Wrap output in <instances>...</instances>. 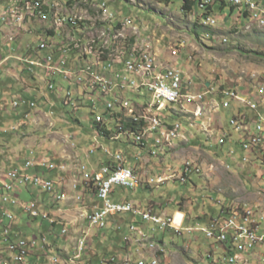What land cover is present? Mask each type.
<instances>
[{"label":"rangeland","instance_id":"1","mask_svg":"<svg viewBox=\"0 0 264 264\" xmlns=\"http://www.w3.org/2000/svg\"><path fill=\"white\" fill-rule=\"evenodd\" d=\"M126 1H129L130 4L126 3ZM126 1L116 0L113 7L124 15L132 17L137 21L139 26L147 27L148 34L154 37V39L152 37L149 38L152 42L151 46L149 42L141 38L140 29L134 31L132 29L130 30V28H126L125 31L118 35V38L121 40H125L127 37L126 40L135 39L137 43L132 46L133 48L130 47L131 50L138 49L137 51H152L151 47H153L156 53H159L160 51L158 56L159 61L164 62L169 60L171 61L169 64L170 66L181 67L186 78L190 79V81H194L201 92H211L208 96L211 101L215 100L220 104V91L226 88H237L244 94H248L249 92L251 94L255 86L259 83L264 84V30H260L264 28H260L257 24H254L250 30L249 27L253 25V22L244 19L238 20L231 18L232 16H230L231 11L229 6H227L225 10H221L220 5L217 4L214 8V15L218 17L219 24L213 27L215 28V30L212 31L213 35L209 30H199V35L197 37L189 31L194 22L192 18L186 17L181 12V0H171L170 3L157 2L156 0ZM75 7L76 5L74 8ZM78 7L79 5L75 9ZM82 9L83 8L80 9V12ZM77 15L80 16V14ZM235 15L237 14L235 13L234 16ZM221 18L228 19L227 23L222 21ZM45 20H47V18ZM28 24L30 26V23ZM44 24L45 23H43V25ZM29 26L25 25L28 29ZM31 27L34 34L37 33L36 29H40L39 22L38 24L33 23ZM233 28H236L239 31L237 30L238 32L234 34L228 32ZM42 32L43 31L40 29L38 34H42ZM86 33H88L86 34V39L82 38L81 40L85 44L88 43V45L82 47L85 48L94 45L100 50V47L96 46L98 44L94 41L97 37L96 31L87 30ZM134 35H136L138 40ZM40 36L41 35H38V37ZM8 37L9 30L5 29L4 26H0V56H2V58H5L6 56H11L13 58L10 61L9 69L4 68L3 70L2 75L6 78L10 77V74H8L10 69L17 70L20 68V71H23V65L17 59L20 56V50H16L11 54L5 53L8 51L4 46L9 41ZM29 38L31 41L30 44H33L34 48L37 49L40 43L39 39L35 37ZM126 40L123 42H126ZM226 40L227 42H225ZM66 42L67 36L65 43ZM107 45L108 44L106 43L104 46H101L108 47ZM180 45H183V47L179 48ZM61 46H63V48L65 47L64 44H61ZM63 48L59 47V50H62ZM117 48L116 45L113 50L117 51ZM172 49H179V55L172 56ZM99 50L94 53L97 56L95 59L98 62L101 54ZM119 52L120 51L114 52V54H110L109 57L111 56L112 58H115ZM57 54L64 55V60L66 59L64 52L57 51ZM152 54L159 69L166 70L168 68H175L159 64L153 51ZM80 58L82 57L78 56L77 59L73 60L78 62L81 60ZM182 70L180 71L183 75ZM13 73L15 74V72ZM21 76L27 82L24 83L21 77H19L18 80H13L10 87H13L15 91L11 94V97L19 95L20 93L25 95L24 90L19 92L22 86L25 87L28 84H32V80L26 71H23ZM6 81L7 80H5V82ZM63 85L68 86L65 82ZM208 85L214 91L209 89ZM57 86H59V84H57ZM4 88L5 86L0 85L1 91H3ZM29 89L31 88L29 87ZM126 91L127 93L125 94ZM124 95L127 99L128 89L124 91ZM26 96L32 98L34 95L28 93ZM131 99L134 102H138L139 100L135 96H132ZM143 103L146 104V102ZM173 106L177 107V105H170L164 108L162 113H170V107ZM208 106L210 107L209 103L203 104V116L201 117L196 116L195 113H189L188 115L175 114L173 119H167L168 125H171L177 120H182L187 126L192 127H188L186 137H182L180 140L174 142L173 145L179 143L177 147L171 145L170 149H167V154H165L162 159H154L151 164L152 172L154 174H159L153 176L154 178L163 175L169 176L176 171H178L176 175L179 177L180 173H183V169L185 170L186 165L189 162L192 164L191 169H200L199 173L196 170L190 173L192 175L186 182H182L179 179H173V181L171 180V182L166 183L159 188H145L146 190L140 188L137 191L118 188L116 194H113L114 198L112 195V200L120 201L129 198V200L133 202H154L157 205H164V209L168 213H174L176 210L187 212L191 210L192 212H196L198 217H202L201 215L207 211L208 219L209 217L219 215L221 209H228V212L233 211L238 207H254V209H257V215L259 214L260 217L263 216L264 161L261 159L255 160L250 154L245 153L246 151H242L241 148L235 146V143H232L233 141L239 143V141H237L239 138V132H235L234 127L231 125V119L235 113L234 108L222 109L217 112L216 108L213 109L215 103H212V109ZM57 108L60 110L58 111V115H55L51 119L42 114L41 116L35 115L33 110H31L29 116L26 117H24V114H21L22 110H19L18 113L7 111L10 118L6 119V121L2 120L0 122V129L8 131L3 136H0V151L1 154H3L0 156V174L4 171H9L10 169L8 166L9 164H12V162L15 163V165H22L29 158L31 151H34L35 154L33 157L39 159V161L50 159L55 161L57 165H63L66 167L65 171H55L54 173H47V175L57 183L56 194L64 192L65 194H61L63 197L62 200H66L67 197H69V200L59 203L54 200L55 195H53L54 202H50L51 205L45 208L43 206V199H47L51 195L40 194V197H37L36 194L35 199L38 202L41 211L43 207V209L51 215V218L64 223L66 234L63 236L60 227L50 228L46 223L44 224L46 229L43 232L40 231V228H36L35 233L37 235H44L43 233H45L48 236L47 239L48 242H50L51 247L44 248L45 251L48 249H51L52 251L57 250L56 254H48L46 255L47 257L53 258L59 256L63 264H69L68 262L73 257L74 252L73 254H69L65 249L60 250V242L58 241L62 236L64 240L70 241L69 235H72V229L70 226L66 225L69 220L67 215L70 214L74 218L81 217L84 210H89L87 202H90L93 197L96 196L94 190L86 193L88 188L84 185L82 175L78 170L79 164L83 163L90 170L96 168L105 158L108 157L104 153V148L109 149L113 154H117V152L121 150L122 153L124 152L125 155L129 157L130 161L132 160L131 155H135L138 151L133 146L131 147L127 144L112 142L102 137L98 138L95 134L96 132L94 133V130L88 126V124H90V114L86 113V108H82L77 114L81 117L83 123L82 126L74 123L69 116L63 118L60 116L61 111H67L63 109L61 104H57ZM196 111L197 107H191V112ZM210 113H212V116ZM213 116H217L214 125L211 124L215 118ZM209 119H211V121H209ZM182 121L180 122L183 123ZM209 124H211V127H208L209 130H204ZM13 125H18V127L14 131H11L10 126ZM127 129L128 131L131 130V128ZM214 130L216 133L220 132V135L216 136ZM217 130H219V132ZM232 133L235 134V140L233 136H231V138L226 137ZM221 137H226V143L220 146L219 140ZM122 139H124V136ZM134 139V135L128 137V140L130 141H134ZM72 143L76 145L75 148L72 146ZM99 146H102L103 149H98L94 153L87 155L88 151ZM245 158L248 161H245ZM5 166L8 168H5ZM137 168L140 172L142 171L139 166H137ZM76 183L78 184V189L74 191ZM35 191L36 189L33 192ZM80 194L82 195V200L78 202L76 198ZM21 196L24 199V202L33 200L32 196L27 192H23ZM229 208L233 210H230ZM12 209L13 208H11L12 213L14 215L17 214V216L22 212L20 208ZM71 210L73 211L71 212ZM156 211L157 213L160 212L159 210ZM218 211L219 213L217 214ZM187 215L188 222L186 223V226H193L194 219L203 222L204 224L208 221L207 217L205 220L200 221V219L194 218L192 213ZM257 215L256 217H258ZM127 216H129L130 220L135 215L126 214L124 217ZM27 220L31 221L32 224L34 222H42L41 220H33L28 217ZM138 220L140 223L147 224L142 221L140 217ZM79 221L81 222L82 220ZM84 221L83 218V222ZM6 225L7 221L3 224L0 222V235ZM137 226L141 227L140 225ZM186 226L181 235L177 234L174 230L155 233L158 237L155 238L156 244H159L166 251V253L162 255V264L229 263L227 262L228 259L226 257L228 256L229 258L228 254H223V251L219 248H215V251L211 249L212 242L214 241L208 239L204 233H188L185 230ZM84 228L85 227L83 226L82 230ZM88 232H91V235H96V233L92 230L90 231V229H88ZM130 234L131 232L127 227L126 229H123L121 235ZM49 235H51L50 239ZM160 235H163L165 240L164 243H159ZM56 236L59 237L56 238ZM63 239L60 241L63 242ZM66 241H64L65 245H69V249L72 251L75 245L73 246L70 242ZM75 241L76 245H78L79 238L77 237ZM99 244L104 246L101 243V240L99 241ZM126 244V246H131L130 242H126ZM39 251L41 252V248ZM37 253L38 252L36 251V254ZM210 255L211 257H209ZM85 258L88 259L89 255ZM215 260H217L218 263H215ZM40 264H44V261Z\"/></svg>","mask_w":264,"mask_h":264},{"label":"built area","instance_id":"2","mask_svg":"<svg viewBox=\"0 0 264 264\" xmlns=\"http://www.w3.org/2000/svg\"><path fill=\"white\" fill-rule=\"evenodd\" d=\"M231 2H239V10H234L231 18L244 19L250 22H264V0H212V7H203L202 0H199L198 3L202 17L218 22V17L214 15L216 4L231 7ZM103 4L107 3L104 2ZM112 11L115 14V19L120 18L118 12ZM235 13L237 15L234 16ZM221 19L227 21L225 18ZM67 21L75 27L79 20L67 18ZM57 47H61V41L42 42L38 51L39 53L35 57L18 59L27 66L40 83L44 84L53 93L57 92L58 88L60 89V86H57V80L67 83L68 86L63 88L65 94L59 96V98L64 105L75 112L86 108L90 114L91 126H105L106 124L108 132L115 133L117 132V126L108 125V118L110 116L120 115V125L121 118L138 117V124L135 127L136 133H139V140H128L129 132L124 134V139L132 142L135 146L149 148L148 154L150 155L151 146L157 142L166 143V136L168 135L167 119H173V115L196 113L202 116V106L204 103H211V106L212 103H215V107H213L217 109L216 111L219 109H230L234 106L236 108V117L232 118L231 125L235 131L239 132L237 140L239 143L235 141L232 143H235L242 151H246L245 153L250 154L255 160L261 159L264 161L263 83L255 86L251 94L250 92L244 94L237 88L223 89L220 91L221 103L219 104L217 101L209 99L208 96L211 92L203 93L197 85L186 81L184 74L171 75L170 72H166L164 69H158V71L148 69V81H139L138 76L134 72L125 71L124 69H114L112 63L93 62L86 63V66H79L78 63H65L64 55L57 54ZM117 49L122 50L124 53V45ZM177 54V50L172 51V56H177ZM2 65L3 63H0V71ZM121 87H128L127 99H120ZM171 90H178V97H171ZM42 95L46 98L44 92ZM132 96L137 97L139 99L138 102H134L131 99ZM189 98H196V105H189ZM17 99H21V106L18 109L24 105H30L33 108L37 106L34 102L28 104L22 97H18ZM168 100H177V107H170V113H161V106H168ZM44 101L51 104L47 99H44ZM143 102H150L151 110H143ZM2 106L0 103V107ZM193 106L197 107L196 112H191V107ZM153 110H160L162 125L152 124L151 112ZM177 123L181 129V137H186L185 132L188 129L186 124ZM101 134L100 129V133L97 135ZM219 143H225L224 137L220 138ZM168 145L170 149V143ZM152 157L159 158L160 156ZM114 160V165H104L100 171L86 174V180L94 183L97 189L96 195L102 203V206L91 214L94 227L102 230L107 227V220L110 217L120 214H133L140 217L142 221L151 223L152 231H156L157 229H175L178 234H181L183 230L182 225L177 226L174 217L162 216L155 213L152 208L143 209L131 202H114L111 199L114 187L132 191L146 186L158 187L174 179L176 174L171 176L165 175V179L151 180L147 178L144 180L133 166H128V162H120L116 158V153ZM245 161L248 160L245 158ZM191 166L190 162L186 165L181 176L183 181H185L183 175L186 176L192 170ZM36 167L55 170L56 165L46 160H29L24 168L1 174V198L5 203L20 205L33 218H42L54 223L50 217H46V214L38 209L36 202L19 204L11 196L17 182L21 185H34L46 192L48 188H55L54 182L38 175L26 173ZM61 169L64 170V167H61ZM193 170L199 172L198 169L193 168ZM57 198L61 200V194ZM7 218L13 220L14 216L8 213ZM252 221L261 222L259 240H250ZM263 225L264 216L263 218H255V215L247 212V217L237 218V212H227V210H224L219 217H214L208 225L188 227L186 231L189 233H204L208 239L227 245L230 250L243 255L240 260L242 264H264V250L260 251L264 247ZM130 230L132 235L126 236L125 241L137 245L138 250L145 248L151 253L152 246H160L156 244L154 235L145 230L135 225L131 226ZM9 231V228L5 230V238L9 235ZM36 245V241L30 243L21 240L18 243H10L7 252L12 255V259L17 264H24L25 261H29L30 249ZM164 253H166L165 250ZM75 260L78 261V256ZM117 260V257L114 256L106 257L97 264H115ZM124 260H128L133 264L131 258H125ZM227 261L229 264H238L239 258L237 255L231 254ZM5 263L8 264L7 262ZM86 264L94 263L88 262ZM136 264H162V257H155V254L152 256L144 255Z\"/></svg>","mask_w":264,"mask_h":264},{"label":"clouds","instance_id":"3","mask_svg":"<svg viewBox=\"0 0 264 264\" xmlns=\"http://www.w3.org/2000/svg\"><path fill=\"white\" fill-rule=\"evenodd\" d=\"M3 0H1L0 1V26H4L5 27V29H8L9 30V37H8V42L4 45L6 48H7V50L8 51H6L5 53H13L14 51H16V50H20V56L18 57V58H29V57H35L39 52V48H40V44L42 43V42H53V41H56V42H59L60 40H61V36H60V34H59V32L61 31V30H56V27L54 26V23H53V21H55L54 20V14H53V11H55V12H59L60 14H65L66 16H68V15H76V14H80V9L81 8H93L94 6H96V5H99L100 3H107V4H109V6L111 7V9L112 10H114V11H116V12H118L119 13V17L122 19V18H131L133 21H134V24L137 26V27H139V29H140V32H141V38L143 39V40H145V41H147V42H149L150 44H151V46H152V42L149 40V38H151L152 36L150 35V34H148V28L147 27H145V26H139L138 24H137V21L136 20H134L132 17H128V16H126V15H124L122 12H120V11H118L117 9H115L114 7H113V4L115 3V1L116 0H88L89 1V5H83L82 4V1L83 0H50V1H47V0H7V1H10V4L9 5H5V3L4 2H2ZM35 1H37V2H39L40 4H41V7H40V9H35L32 5H31V8L30 9H28L27 7V4L28 3H33V2H35ZM126 1V0H125ZM192 1H194L195 3H196V6H195V8H194V10H192L190 13H189V15H188V17H190V18H192L193 19V22L195 23V21L197 20L198 21V18H199V24H200V26L202 27V28H208V27H205L203 24H202V12H201V10L199 9V0H192ZM2 2V3H1ZM78 3V5H79V7L77 8V9H75L74 8V6L76 5ZM126 3H129V1H126ZM130 4V3H129ZM217 5V4H216ZM54 7V8H53ZM216 7V6H215ZM220 7H223V6H220ZM13 8H18V10H19V14H18V17H22V21L21 22H18V20H17V17L16 18H14V17H12L11 16V14H12V12H10V10H13ZM66 10V11H65ZM223 10H225V8L223 9ZM39 12H43V13H45L49 18L47 19V20H44L40 15H39ZM54 12V13H55ZM215 12V11H214ZM233 13L234 12H232V14L230 15V16H233ZM223 21V20H222ZM227 21H228V19H227ZM227 21H224L225 23H227ZM38 22H39V26H40V29L43 31L42 32V34H39V35H41L40 37H39V41H40V43H39V46H38V48L37 49H35L34 48V45L32 46L31 45V48H21V46L22 45H19V46H16V40H18L20 37H23V38H25V39H30L29 37H34V31L32 30V25H33V23L35 24V23H37L38 24ZM28 23H30V26H29V24ZM43 23H45L44 25H43ZM218 24H219V20H218ZM25 25H28L29 26V29H28V27H25ZM254 25H252V26H250V28H252ZM256 27V26H255ZM45 28V29H44ZM217 28V27H216ZM249 28V29H250ZM257 28V27H256ZM39 29V30H40ZM76 29L77 28H73L72 30L73 31H76ZM208 29H210V33L213 35V33H212V31H214L215 30V28H208ZM259 29V28H258ZM38 29H36V31L38 32L39 31ZM204 30V29H203ZM238 29H236V28H233V29H230L228 32H232V31H235L234 33H237L238 31H237ZM260 30H264V29H260ZM220 31V30H219ZM35 38H37V37H35ZM153 39H154V37H152ZM226 42H227V40H226ZM181 47H183V45H180L179 46V48H181ZM152 48V51H153V53L156 55V57H157V62L159 63V64H161V65H164V66H168V67H175V68H178V69H180V70H182L181 68H179L178 66L176 67V66H170L169 64L171 63V61H169V60H166V61H164V62H161V61H159V59H158V56H159V53H156V51L153 49V47H151ZM175 50H177L178 51V54H177V56L179 55V49H175ZM172 51H173V49H172ZM171 54H172V52H171ZM17 58V59H18ZM13 58L11 57V56H6L5 58H2V56H0V63H3V65H2V68H1V71H0V80H1V78H2V73H3V70H4V68L5 69H9V66H10V61L12 60ZM18 61L19 62H21L19 59H18ZM22 63V62H21ZM22 65H23V71H26V73L29 75V77L31 78V80H32V84H30V90H31V92L30 93H32L34 96L31 98V97H29V96H26V95H21V96H18V95H15V96H13L12 98L13 99H10V100H8V101H3L2 100V98H1V96H0V103L3 105L2 107H0V114H2V113H6L7 114V111L8 112H11V111H14V112H16V113H18L19 112V110H22V112H21V114H24V117H26V116H29V112L31 111V110H33V113L35 112V115H39V116H41V114L42 115H44L45 117H47V118H53L55 115H58V111H60V110H58V108H57V104H61L62 105V107H63V109L64 110H67L66 112H63V111H61V117L63 118V117H67V116H69V118L71 119V120H73L74 121V123H76L77 125H79V126H82L83 125V123H82V120H81V117L80 116H78L77 114H78V112H75L74 110H72V109H70L69 107H67L66 105H64L63 103H62V101H61V99L59 98V96H63L64 94H65V91H64V87H66V86H64L63 85V83H64V81H62V80H57V83L59 84V86H60V89L58 88V91L57 92H55V93H53V92H51V91H49L45 86H44V84H42V83H40L39 81H38V79L29 71V69L27 68V66L24 64V63H22ZM18 70V76H20L21 77V75H22V72L20 71V68L19 69H17ZM17 70H14L15 72H17ZM182 72H183V74H184V78H185V80L186 81H190V79H187L186 78V76H185V73H184V71L182 70ZM24 81V80H23ZM190 82H192V83H194V81H190ZM24 83H26V82H24ZM195 84V83H194ZM35 85V91L33 90V87L32 86H34ZM195 85H197V84H195ZM28 86V85H27ZM198 86V85H197ZM199 88V87H198ZM208 88L209 89H212L211 87H209V85H208ZM200 90V89H199ZM45 93V95H46V98H44V96L42 95V93ZM12 96V95H11ZM18 97H22L26 102H28V104L30 103V102H34V103H36L37 104V106L36 107H31L30 105H24V106H22L21 108H19V109H15V108H13L12 106H11V102L14 100V99H17ZM44 99H47V100H49L50 102H51V104L49 103V102H46V101H44ZM53 105V106H52ZM209 107V106H208ZM210 107H212V106H210ZM209 107V108H210ZM232 108H234V110H235V113H234V115H233V117L232 118H234V117H236V108L233 106ZM219 110H222V109H219ZM218 110V111H219ZM209 111H210V109H209ZM217 111V112H218ZM70 112V113H69ZM80 112V111H79ZM32 113V114H33ZM51 113H53L52 115H51ZM86 113H88V112H86ZM216 114H218V113H216ZM8 115V114H7ZM210 115L212 116V113H210ZM203 116V115H202ZM232 120V119H231ZM62 121H63V119H62ZM209 121H211V119H209ZM215 121H216V119L214 118V121H213V123H211V124H213L214 125V123H215ZM63 123H64V121H63ZM90 123H91V121H90ZM211 124H209L207 127H205V129L204 130H209V128L208 127H211ZM54 126V125H53ZM88 126L89 127H91L92 128V126L90 125V124H88ZM107 125L105 124V127H106ZM18 126L17 125H13V126H10V130L11 131H14L16 128H17ZM97 128H99V129H101V126H99V125H97L96 126ZM114 127V126H113ZM186 127L188 128V126L186 125ZM93 130H94V128H92ZM0 131L2 132L1 134H0V136H3L5 133H7L8 131H5V130H3V129H0ZM218 132H219V130H217ZM236 132V131H235ZM94 133H95V130H94ZM96 134V133H95ZM187 133L185 132V135H186ZM214 134L216 135V136H219L220 135V132L219 133H216V131L214 130ZM97 135V134H96ZM113 135H114V133L113 132H111V131H105V133H104V135H97L98 136V138L99 137H103V138H106L107 140H109V141H112V142H120V143H123V144H127L126 142H129L127 139H122V140H120V141H114L112 138H113ZM231 136H233L234 137V139H235V134L234 133H232V134H229L228 136H226V137H228V138H231ZM226 137H224V139L226 138ZM221 138H223V137H221ZM186 141V140H185ZM129 143H131L132 145H134L132 142H129ZM225 143H226V139H225ZM224 143V144H225ZM179 144V143H178ZM220 144V143H219ZM221 145H223V144H220V146ZM72 146L75 148L76 147V145L74 144V143H72ZM135 146V145H134ZM235 146H237V145H235ZM136 147H138V146H136ZM238 147V146H237ZM239 148V147H238ZM98 149H103V147L102 146H99V147H96L95 149H93V150H90V151H88L87 152V155H90V153H94L96 150H98ZM119 151H121V150H119ZM167 151L168 150H166V152L162 155V156H160L159 158H157V159H162L163 158V156H165V154H167ZM122 152V151H121ZM104 153L108 156V158H111L112 160L111 161H109V162H105V163H102L101 164V166L98 168V169H95V168H93V169H89L86 165H84L83 163H81V164H79V168H78V170H79V172H80V174L82 175V180H83V183H84V185H88L90 188H92V189H94V191H95V194H96V191H97V189H96V187L94 186V183L93 182H91V181H87L86 180V178H85V174H90V173H93V172H98V171H100L101 170V168L104 166V165H114V162H115V160H114V155L115 154H113L109 149H107V148H104ZM124 153V152H123ZM34 151L32 152H30V154H29V158L24 162V165L23 166H20V167H18V168H14V169H11V170H9V171H4L3 173H1V174H6V173H9V172H11V171H14V170H19V169H22V168H24L25 167V165H26V163L29 161V160H34V161H39V159H35L33 156H34ZM124 155H125V153H124ZM126 156V155H125ZM127 157V156H126ZM127 159H128V162L130 161V159H129V157H127ZM43 160H46V161H50L51 163H53V164H55L56 165V168H55V170H47V169H45V168H38V167H36V168H33V169H31V170H29V171H27L26 173L27 174H30V175H38V176H40V177H42V178H44V179H48V180H50V181H52V182H54V184H55V188H54V192H46V191H44V190H42L41 188H39V187H36V186H34V185H21L19 182H17L16 183V186H15V190H14V192L11 194V196H12V199H15L16 200V202L17 203H19V204H27V203H30V202H36L37 204H38V202L35 200L36 199V193H35V197L33 198V200H31V201H29V202H24V201H22V200H19V198L17 197V193L19 192V190L21 189V188H24V189H33V191L35 190V189H38V190H40V191H42L43 192V194H48V195H55V198H54V200L55 201H57V202H66V201H68L69 200V197H67L66 198V200H59L57 197L60 195V194H63L64 192H62V193H58V194H56V187H57V183L55 182V180H53V179H51V178H49V176H46L47 175V173H54L55 171H59V172H62V171H65L66 170V167L65 166H63V165H57V163L55 162V161H53V160H50V159H43ZM41 161V160H40ZM61 167H65V169L64 170H62L61 169ZM83 167L85 168V170H83ZM184 167V166H183ZM39 170L40 171V173H37L35 170ZM194 171H196V170H191L186 176L185 175H183V177H185V181H183L182 179H181V176H182V173H180V175H179V177H178V175H176V177L174 178L175 180L177 179H179V180H181L182 182H186L188 179H189V177L192 175V174H190V173H192V172H194ZM183 172H184V169H183ZM199 173V172H198ZM0 174V175H1ZM173 175V174H172ZM169 176H171V175H169ZM171 181V180H170ZM172 181H173V179H172ZM166 183H168V182H166ZM164 185V184H163ZM162 186V185H161ZM161 186H158V187H161ZM115 188H120V187H114V189H113V192H112V194H111V199H112V195L114 194V192H115ZM150 188V187H149ZM78 189V184L76 183L75 184V186H74V190H77ZM121 189H123V188H121ZM123 190H128V189H123ZM139 190V189H138ZM32 191V192H33ZM132 191V190H131ZM136 191V190H135ZM67 193V192H66ZM1 191H0V222L3 224V223H5L6 221H7V225L5 226V228L3 229V232L1 233V235H0V257H1V260L3 261V263L4 262H7L8 264H17L13 259H12V255L9 253V252H7V249H8V246H9V244L10 243H18L19 241H21V240H24V241H27V242H32V241H36L37 242V245L34 247V248H31L30 249V255H29V257H28V260L30 261V262H32V263H36V264H39V260H36L35 258H33L32 256H33V251L35 250V249H38V248H41L42 250H43V252L45 253V255H48V254H56V250H51V249H48L47 251H45L44 250V248H50L51 247V244H50V242H48V239H47V235L45 234V233H43L44 235H38V236H36V237H34V238H28V237H24V236H20V237H17L16 235H14V233H13V224L15 223V221H16V217H15V215L12 213V211H11V208L10 207H17L16 209H18V208H20L21 210H22V212L24 213V214H26V215H28L27 217L28 218H31V219H33V220H41L42 221V223L43 224H45L46 223V225H48L50 228H51V226L53 225V227L52 228H55V227H60L61 228V232H62V234H63V236L66 234V230H65V228H64V223H62V222H60V221H57V220H55L54 218H51V215L49 214V213H47L46 212V210H44L43 209V207H42V212H44L45 214H47L50 218H51V220L54 222V223H51V222H49V221H47V220H44V219H42V218H33V217H31L20 205H13V204H11V203H5V202H3V200H2V198H1ZM65 194V193H64ZM96 197H97V195H96ZM98 198V197H97ZM76 200L79 202L80 200H82V196H81V194L80 195H78V197L76 198ZM99 200V199H98ZM100 201V200H99ZM112 201H114V200H112ZM101 202V201H100ZM114 202H130V201H114ZM131 203H133L134 205H135V203L134 202H131ZM101 206H102V203H101ZM100 206V207H101ZM138 206V205H137ZM100 207H98V208H100ZM142 208V207H141ZM238 208H240V207H238ZM38 209L41 211V209H40V207H39V205H38ZM97 209V208H96ZM95 209V210H96ZM143 209H147V208H143ZM148 209H150V208H148ZM229 209H231V208H229ZM94 210V211H95ZM225 209H223V211H224ZM228 210V209H227ZM93 211V212H94ZM93 212H91V213H88V214H85V216L84 217H86V219L88 220V216L90 215V214H92ZM12 214L13 216H14V219L13 220H9L8 218H7V214ZM156 213V212H155ZM121 215H126V214H120V215H116V216H121ZM131 215H133V214H131ZM2 216V217H1ZM26 217V218H27ZM112 217H115V216H112ZM112 217H110V218H112ZM137 217V216H136ZM109 218V219H110ZM139 218V217H138ZM109 219L107 220V227H108V221H109ZM31 222V221H30ZM88 222H89V220H88ZM147 223H149V222H147ZM90 224V223H89ZM151 224V223H150ZM152 225V224H151ZM91 226V225H90ZM133 226V225H132ZM92 227V226H91ZM107 227L105 228V229H107ZM185 227V226H184ZM184 227H182V229L184 230ZM188 227H192V226H188ZM188 227H186V229L188 228ZM7 228H9L10 229V231H9V235L7 236V238H5V230L7 229ZM92 228H94V229H97V228H95V227H92ZM130 228H131V225L129 226V230H130ZM139 228H141V227H139ZM105 229H102V230H100V229H97V230H99V231H103V230H105ZM142 229V228H141ZM185 229V230H186ZM158 230V229H157ZM167 230H173V229H167ZM175 230V229H174ZM183 230L181 231V234H182V232H183ZM161 231H166V230H161ZM130 232H131V230H130ZM175 232H176V230H175ZM177 233V232H176ZM189 233V232H188ZM196 233V232H195ZM151 234V233H150ZM178 234V233H177ZM181 234H179V235H181ZM130 235H132V233L130 234ZM50 236L51 235H49V239H50ZM62 236V237H63ZM126 236H128V235H125V237ZM57 238L59 237V236H56ZM84 237H86V242H85V247H84V251H83V253H82V255H81V259L80 260H78V261H75L74 260V258L76 257V255L78 254V248H79V243H78V245H77V247H76V251H75V253H74V255H73V257L70 259V261L68 262L69 264H86V263H88V262H92V263H94V264H97L100 260H102V259H104V258H106V257H112V256H114V257H117V259L119 260V261H122V260H124L125 258H128V257H126V256H124V255H120V251L121 250H117V252H112L111 254H109V252L107 253V254H105L103 257H101L100 259H97V260H94L93 258H90V259H86L85 257H87V253H86V249L88 248V244H89V239H88V235L87 234H85V235H83L80 239H79V242H80V240L81 239H83ZM125 237H124V240H125ZM155 237V236H154ZM125 243H126V241H125ZM159 243H161V242H159ZM131 245H133L132 243H130ZM127 245V244H126ZM135 245V244H134ZM264 249V247L263 248H261V251ZM124 250V249H123ZM52 251V252H51ZM230 252H232V250H230ZM120 256H119V255ZM230 255V254H229ZM233 255H235V254H233ZM85 259V260H84ZM92 259V260H91ZM132 259V258H131ZM227 259H228V257H227ZM55 260H57V262H55ZM133 260V259H132ZM134 261V260H133ZM132 261V262H133ZM50 262H51V264H63L62 263V260H61V258L59 257V256H57V257H50ZM228 262V261H227ZM2 263V264H3ZM133 264H134V262H133Z\"/></svg>","mask_w":264,"mask_h":264},{"label":"bare ground","instance_id":"4","mask_svg":"<svg viewBox=\"0 0 264 264\" xmlns=\"http://www.w3.org/2000/svg\"><path fill=\"white\" fill-rule=\"evenodd\" d=\"M82 4L89 5V1L83 0ZM27 5L29 8H31V5H32L35 9H40L41 7V4L37 1L33 3L30 2ZM77 6H78V3L76 4V7ZM202 6L212 7V0H202ZM231 7L234 10L239 9V2H231ZM109 9L110 7L108 4L100 3L99 5H96L93 8H83L80 12V16H78L77 14L74 16L72 14L66 16L65 14H60L59 12L53 11L56 24L54 21L53 23H54V26L56 27V30L58 31V30L68 28L70 32L69 35H67V33L65 32V36H67V42L65 43V41H62L65 47L63 48V46H61L60 48H63L62 50H59V47H57V51H62L66 54L65 55L66 59L64 60L65 63H76L77 61L75 62L73 59H77L78 56H80L82 58H80L81 60L77 62L79 66H86V63H93V62L112 63V65H114V69H124L125 71L134 72V74L138 76L139 81H148V69H150L151 71H158L159 69L156 64V60L152 54V51L151 50L137 51L138 49L131 50L130 47H132L133 45H135V43H137L135 39L126 40L128 38L127 37L125 39L126 42H123L125 40H121L120 38H118L119 37L118 35L121 34L123 31H125L126 28H130V30L132 29L134 31L139 30V28L136 25H134L133 21L129 18L115 19L114 12L111 9L110 10ZM39 15L44 20L46 18L47 19L49 18L43 12H39ZM13 17L16 18L14 15ZM67 18H70L73 20H79L78 24L74 27L69 21H67ZM202 24L205 27L213 28L218 24V22L213 19H205L204 17H202ZM254 24H257L260 28H264V22H253V25ZM73 28H77L76 31H73L72 30ZM87 30L96 31L97 39L95 38L94 41L96 44H98L96 46H99L100 50L97 49L98 47L96 48L94 45L91 47H88V46L85 48L82 47V46L88 45V43L85 44L81 40L82 38L86 39L85 34ZM134 37H136V35H134ZM106 43L108 44L107 45L108 47H102ZM116 45L118 48L124 45V53L122 50H119V49L117 51H114L113 48ZM98 50L101 53L99 62L96 61L95 58L97 56L94 54ZM118 51L120 52L115 56V58L114 57L112 58L111 56L109 57L110 54L113 55L114 52H118ZM165 71L170 72L171 75H182L181 71L177 68H168ZM126 89H128V87H121L120 99H126V96L124 95V91ZM126 93L127 91L125 92V94ZM171 97H178V90H171ZM170 105H177V100H168V106ZM189 105H196V98H189ZM11 106L15 109H18V107L21 106V99H14L13 103H11ZM168 106H161V113L164 110V108ZM143 109L151 110V103L150 102H146V104L143 103ZM195 115L199 116L196 113ZM174 116L175 115H173V117ZM151 121L153 125H162V117L160 114V110H153L151 112ZM180 121L182 120H177L171 125L167 124L168 135L166 136V143L157 142L155 145L151 146L150 148L151 158H154L152 156H162L166 152V150L169 148L168 143H170L171 145L175 141L180 140L182 138L181 129H180L179 124L177 123ZM137 124H138V117L121 118V125H120V115H112L108 118L109 126H117V132L114 133L113 138H112L114 141L122 140V137L124 136V134H127L128 132H129L128 137L131 135L132 136L134 135L135 136L134 141L139 140V133H136V127H135L137 126ZM92 128H94L96 134L100 133V129L96 128V126H92ZM127 128H131V130L128 131ZM105 131H108V126L106 127L101 126V133H102L101 135H104ZM116 158L119 159L120 162H128L125 155L121 151L117 152ZM83 170H85L84 167H83ZM85 178H86V174H85ZM149 179L151 180L165 179V175L159 176L158 178L149 177ZM47 192H54V188H48ZM62 199L63 197L61 195V200ZM230 210H233V209H230ZM256 210L257 209H254V207H250V208L245 207V208H235L233 211H228V212H237V218L247 217V212H250L251 214L255 215V218H263L264 215L260 217L259 214L257 215ZM256 215L258 217H256ZM46 217H49V216L46 214ZM88 220H89L90 225L94 227L92 223L91 214L88 216ZM260 231H261V222L252 221L251 227H250V240H259ZM84 242H85V237L81 239L79 242L78 254L74 258V260L77 258V256H78V260L81 259V255L85 247ZM152 250L156 251L157 253H161V254L164 253V248H162L161 246H152ZM55 262H57V260H55ZM2 263L3 261L1 260V257H0V264ZM3 264H6V263L4 262ZM24 264H32V262L25 261ZM115 264H131V263L128 260H122V261L117 260Z\"/></svg>","mask_w":264,"mask_h":264},{"label":"crops","instance_id":"5","mask_svg":"<svg viewBox=\"0 0 264 264\" xmlns=\"http://www.w3.org/2000/svg\"><path fill=\"white\" fill-rule=\"evenodd\" d=\"M27 8L30 9L29 7H27ZM10 12H12V14H11L12 17H13V15L15 17H17L18 22H21L22 21V17H18V14H19L18 8H13V10H10ZM54 20H55V18H54ZM54 22L56 24V20ZM133 24H134V21H133ZM64 30H66V31H64ZM65 32L67 33V35L70 34L68 28L67 29H62L59 32V34L61 36V40H60L61 41V44H64L62 41H65L66 40ZM159 53H160V51H159ZM172 65H174V64H172ZM179 68H181V67H179ZM13 72H15V71L12 70V69H10L9 72H8V74H10V77L9 78H6V77H3L4 76L3 75L2 78H1V80H0V85L5 86V88H4L3 91L0 90V96H1V98H2L3 101H5V100L8 101L10 99H13L11 97V94L14 93L15 89H13V87H10V85L13 83V80H16V79L18 80V78L20 77V76H18V71L15 72V74ZM21 78L24 80V82H27L22 76H21ZM5 80H7V81L5 82ZM29 86H30L29 84H28V86H25V87L22 86V88H21V90L19 92H21L22 90H24L25 91L24 92L25 95H27L28 93L29 94H32V93H30L31 90L29 89ZM32 87H33V90L35 91V85L32 86ZM21 95L22 94L20 93L18 96H21ZM209 104L211 106V103H209ZM210 108L212 109V107H210ZM213 109H214V107H213ZM214 117H215V119L217 118V116H214ZM8 118H10V117L6 113L0 114V122L2 120L3 121H6V119H8ZM169 122H171V121H169ZM126 143H127V145H129L131 147L133 146L138 151L135 155H131L132 156V160L130 162H128V166H133L136 169V171L138 172L139 176L141 178H143L144 180L147 179V178H149V177H153V176L159 175V174H154L152 172L153 170L151 168V164H152L153 160L154 159H157V158L156 157L151 158V156L148 154V149L149 148L136 147V146L132 145L129 142H126ZM173 144H171V145H173ZM178 145L179 144L173 145V146H176L177 147ZM1 155H3V154H1V151H0V156ZM104 160L102 161V163L109 162L112 159L107 157ZM101 164H99L95 169H98L101 166ZM23 165H24V163H23ZM23 165H15V163L12 162V164H9L8 167L11 170V169H14V168H18L20 166H23ZM137 166H139V168L142 169L141 172L138 170ZM8 167L5 166V168H8ZM145 169H147V170H145ZM169 169H171V168H169ZM168 171H170V170H168ZM177 172L178 171H176L173 174H176ZM46 176H49V175H46ZM169 182H171V181H168V183ZM86 188H88L86 190V193L88 191L94 190V189L90 188L88 185H86ZM145 188L148 189L149 187L146 186V187H143L141 189L146 190ZM151 188H159V187H150V189ZM117 189L118 188H115L114 195L116 194ZM32 191H33L32 188L31 189L21 188L19 190V192L17 193V197L19 198V200H23L24 201V199L21 196V194L23 192H27L28 194H30L32 196V198L35 197L34 196L35 193L37 194V197H40V194H43V192L40 191V190H38V189H36L35 193L32 192ZM44 195H48V194H44ZM114 195H113V198H114ZM186 199H190V198H186ZM43 201H44L43 206L45 208L48 207L49 205H51L50 202H54L52 195L49 196L47 199H43ZM115 201H118V200H115ZM120 201H130V202H133V201L129 200V198H126V199H123V200H120ZM87 203H88L89 210L88 211L87 210L86 211L84 210L83 215H81V217L74 218L70 214L67 215V217H69V220H68L69 222L67 221L68 224H66V225L70 226V228L72 229V232H71L72 235H69L70 236L69 237L70 241L64 240L63 237H60L58 239V241L60 242V245H59V249L60 250L65 249V250L68 251L69 254H73V252L75 253L76 247H77V245L75 243L76 242L75 240L77 239V237L80 239L83 235L87 234L88 235V239H89L88 248L86 249L87 256L89 255V258L88 259L93 258V259L97 260V259H100L101 257H103L108 252L109 253L117 252V250H121L120 255L122 254V255H124V256H126L128 258H132L134 260L133 261L134 264H136L139 261V259L141 257H143L144 255H146V256H149V255L152 256L153 254H155V257H162V255L164 253L163 254L157 253L156 251H153V250L150 253L145 248H142V249L138 250L137 245H134V244L131 245V246H126V243H125V240H124L125 235H121L123 233V229H126L127 227L129 229V226L130 225L131 226L132 225H135V226L140 225L142 227V229L144 228L143 230H145L148 233H151V235H154L155 238H158L155 235V233L161 232V230L152 231V225L150 223H147V222H145L147 224L140 223L139 220H138V217H136L134 215H133L134 217L132 219H130V220H129V216L124 217L125 215H121V216H115V217L110 218L109 221H108V227H107V229H105L103 231H99L97 229L92 228L90 226L88 220L84 216H85V214L91 213L96 208L100 207L101 206V202L98 200V198L96 196H94L93 199L90 202H87ZM134 203H135V205H138V206H140L142 208H147V209L148 208H152L154 210V212H156V213H157L156 210H159L160 212H158V214H160L162 216L174 217L175 218V224L177 226L182 225V227L186 226V223L188 222V215L187 214H189V213H192L193 214V217L194 218H197V219H200V221L205 220L206 217L208 216L207 215L208 214L207 211H206V213H203L201 215L202 217H198V215H196V212H194V211L192 212L191 210L188 211V212L187 211L176 210L174 213H168L167 211H165L164 205H162V204L157 205L154 202H152V203L151 202H149V203H147V202H144V203H142V202H134ZM10 208H13V209L15 208L16 209L17 207H10ZM72 211L73 210H71V212ZM222 212H223V209L220 210V213L218 211L217 214L219 213V215H217L215 217H219L222 214ZM27 216L28 215L24 214L23 212H21V214L19 216H17V214L15 215L16 221L13 224V233L17 237L24 236V237H28V238L31 239V238H34V237L38 236L35 233L36 228H40V231L43 232L46 229V226L42 222H40V223L34 222L32 224L30 221L27 220V218H24V217H27ZM83 218L85 220L84 222H83ZM213 218H214V216L213 217H209V219L207 217L208 221L206 222V224H204L203 222H199L198 220H195L194 219L193 226H196V225L206 226V225H208L210 223V221ZM79 220H82V221L80 222ZM83 226L85 228L82 230V227ZM188 226H186V227H188ZM263 227H264V225H263ZM88 229H90V231L92 230L94 233H96V235H91V232H88ZM163 232H166V231H163ZM94 236H96V237H94ZM159 238H160L159 239V242H161V243L162 242L163 243L165 242V240L163 238V235H160ZM61 239H63L66 242H70V244L73 245V246L75 245L74 246L75 248L73 247V250L70 251V249H69L70 246L69 245H65V242L64 241L61 242L60 241ZM100 240H101V243L104 246H102V245L99 244V241ZM215 248H219L220 250H222L223 251V254H228V255L229 254L230 255L231 254H235V255H237L238 258H239L238 264H242L240 260L243 257V255H241L239 253H236L235 251L230 252V249L228 248L227 245L221 244V243H218V242L214 241V242H212L211 249H213L215 251ZM39 249L40 248L35 249L32 252L33 253V256L32 257L35 258V259H38L39 260V264L41 262H43V261H44V264H50V257H47L45 255V253L43 252L42 249H41V252H40ZM36 251L38 252L37 254H36ZM56 252H57V250H56ZM209 257H211V255ZM226 257H228V256H226ZM215 263H218V261L215 260ZM227 264H229V263H227Z\"/></svg>","mask_w":264,"mask_h":264},{"label":"trees","instance_id":"6","mask_svg":"<svg viewBox=\"0 0 264 264\" xmlns=\"http://www.w3.org/2000/svg\"><path fill=\"white\" fill-rule=\"evenodd\" d=\"M157 2H166V3H170L171 0H156ZM2 2L5 3V5H9L10 4V1H7V0H3ZM182 2V6H181V12L186 16L188 17L189 13L194 10L195 6H196V3L192 0H181ZM224 8H226L225 6L223 7H220L221 10H223ZM230 11H231V14L232 12H234V9L232 7H230ZM230 14V15H231ZM209 30L208 28H202L199 24V18H198V21L196 20L195 23L193 24L192 28H190V32L197 36L198 37V33H199V30ZM235 31H232L231 34H234ZM36 35L34 37H37V39H39L38 37V32L35 33ZM30 40L29 39H25L23 37H20L17 41H16V46H19V45H22L21 48L23 49L25 46V48H31V44H30ZM33 46V45H32ZM97 128V127H96ZM99 129V128H98ZM37 173H40L39 170H35ZM53 227V225L51 226V228Z\"/></svg>","mask_w":264,"mask_h":264}]
</instances>
